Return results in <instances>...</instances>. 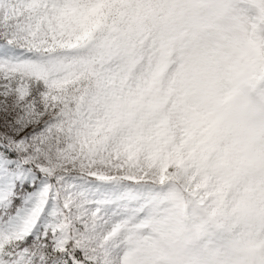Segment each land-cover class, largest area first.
Returning a JSON list of instances; mask_svg holds the SVG:
<instances>
[{
  "label": "snow or ice",
  "instance_id": "snow-or-ice-1",
  "mask_svg": "<svg viewBox=\"0 0 264 264\" xmlns=\"http://www.w3.org/2000/svg\"><path fill=\"white\" fill-rule=\"evenodd\" d=\"M0 264H264V0H0Z\"/></svg>",
  "mask_w": 264,
  "mask_h": 264
}]
</instances>
